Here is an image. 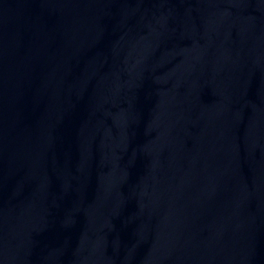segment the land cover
I'll return each instance as SVG.
<instances>
[{
  "label": "water",
  "instance_id": "1",
  "mask_svg": "<svg viewBox=\"0 0 264 264\" xmlns=\"http://www.w3.org/2000/svg\"><path fill=\"white\" fill-rule=\"evenodd\" d=\"M0 264H264V0H0Z\"/></svg>",
  "mask_w": 264,
  "mask_h": 264
}]
</instances>
